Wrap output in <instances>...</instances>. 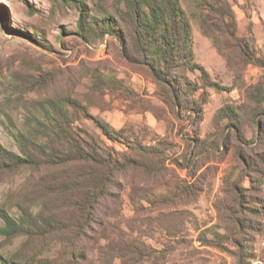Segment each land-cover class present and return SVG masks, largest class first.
<instances>
[{"label":"rangeland","instance_id":"obj_1","mask_svg":"<svg viewBox=\"0 0 264 264\" xmlns=\"http://www.w3.org/2000/svg\"><path fill=\"white\" fill-rule=\"evenodd\" d=\"M81 1L89 7L90 15L97 13L98 4L111 11V4L116 2ZM180 2L191 25L194 61L202 64L212 79L231 86L232 69L201 32V9L194 0ZM228 2L235 14L237 35L264 54V0ZM77 19L78 10L69 0H0L2 147L20 154L15 134L28 129L29 119L42 118L46 102L56 98L67 102L65 110H57L55 115L76 113L72 126L87 140L100 137L110 148L151 166H155L151 163L156 157L141 154L136 144L155 145L162 140L168 143L166 156L159 161L165 165L163 170L146 172L128 167L115 176L107 197L100 203L97 223L77 240L78 263L264 264V185L259 187L255 180V187H250L234 154L238 141L229 129L222 132V145L217 140L218 146H210L207 151L206 146L200 150L196 145L198 139L216 131L214 114L224 103L238 105L245 101L244 90L238 86L229 92L207 88L203 117L193 125L188 112L182 111L179 118L168 115L149 71L123 59L119 43L111 35L86 40L77 30ZM260 73L256 65H245L242 85L252 84ZM187 74L191 80L201 82L198 70ZM118 84L136 95L123 92ZM99 121L114 129L123 128L124 138H106ZM256 129L252 121L241 122L248 139L255 136ZM126 139L134 147L128 148ZM186 151L194 156L193 162L202 165L196 171L198 181L188 176V169L174 162ZM188 165L190 169L193 163ZM45 171L25 166L0 170V208L9 217L18 218L19 203H36L35 199L42 195L37 188L43 183ZM250 172L254 178L255 172ZM235 179L242 187L250 188L246 191V212L238 214L243 221L240 228L231 212L235 207L228 185ZM188 183H194L196 190L189 187L192 194L180 195L182 185L187 192ZM38 208L40 205L35 204L31 209ZM67 213L64 217L68 218ZM2 226L4 219L0 216ZM71 234V228L65 225H61L59 234L46 236L7 237L0 232V255H25L33 258L32 264H67L69 250L64 237Z\"/></svg>","mask_w":264,"mask_h":264},{"label":"trees","instance_id":"obj_2","mask_svg":"<svg viewBox=\"0 0 264 264\" xmlns=\"http://www.w3.org/2000/svg\"><path fill=\"white\" fill-rule=\"evenodd\" d=\"M69 1L78 10L77 30L86 40L111 35L119 43L123 59L149 71L150 81L158 87V97L167 106L168 115L179 118L182 111L188 112L193 125L203 117L202 106L208 100L207 88L229 92L237 86L241 87L245 101L238 105L224 103L214 114L216 131L209 133L208 138L198 139L196 145L200 150L206 146L204 151L210 146H218L217 140L222 145L225 142L222 132L229 129L238 141L234 154L242 164L241 172L246 173L252 184L250 187H255V180L259 187L264 185V54L252 47L245 37L237 35L235 14L228 0L194 1L201 9L198 16L201 32L211 40L234 73L231 86L212 79L208 70L194 61L191 25L180 0H116L111 4V11L100 3L95 9L97 13L92 15L85 2ZM203 10L205 13H202ZM247 64L256 65L261 73L255 82L245 86L242 85V73ZM195 70L199 71L201 82L197 83L188 77L187 72ZM119 88L136 95L123 85ZM66 102L57 98L49 99L43 117H34L31 122L29 119L28 129L15 134L20 154L0 144V170L6 166H25L36 172L46 170L43 183L37 188L43 196L35 199L34 204L19 203L17 219H12L0 208V216L4 219L0 232L7 237L17 234L26 237L46 236L59 234L61 225H65L72 230L71 235L64 237L69 250L66 263L79 264V257L75 253L77 240L85 235L92 224L97 223L100 203L107 197L115 176L128 167L142 168L146 172L163 170L165 165L159 161L166 156L164 149L168 148V143L162 140L155 145L136 144L141 154L156 157L151 163L155 166H151L110 148L100 137H90L88 140L83 137L72 126L77 119L76 113H68L67 117L61 115L62 112L59 113L60 117L55 115L57 110H65ZM61 116L64 118L61 119ZM243 119L254 122L257 127L255 136L250 139L241 130ZM98 123L101 133L109 140L124 138L123 128L114 129L104 121ZM218 133L220 137L209 138ZM125 143L128 148L134 147L128 139ZM193 158L186 151L174 162L188 169V176L197 180L196 171L202 165L193 162ZM189 163H193L190 169ZM250 169L259 178H251ZM228 185L229 190L233 191L232 207H235L231 212L240 228L243 221L238 218V214L246 212V191L250 188L242 187L238 179L228 181ZM186 187L196 190L194 183H188ZM183 194L192 192L189 189L186 192L182 185L180 195ZM35 204L40 205L37 211L31 209ZM66 213L68 218L64 217ZM32 260L25 255L19 258H4L0 255V264H32Z\"/></svg>","mask_w":264,"mask_h":264}]
</instances>
